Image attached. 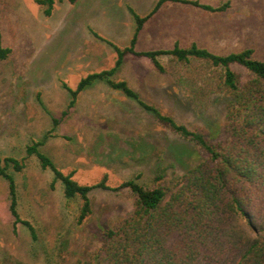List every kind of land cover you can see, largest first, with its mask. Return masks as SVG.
Instances as JSON below:
<instances>
[{
    "label": "rangeland",
    "instance_id": "1",
    "mask_svg": "<svg viewBox=\"0 0 264 264\" xmlns=\"http://www.w3.org/2000/svg\"><path fill=\"white\" fill-rule=\"evenodd\" d=\"M158 1L63 0L48 17L37 0H0L3 45L12 50L0 61V161L26 158L23 172L9 171L18 188L20 216L32 223L38 236L34 241L22 224L14 233L8 182L0 178V262L86 263L101 247L102 229L134 210L128 191L94 190L93 214L78 224L81 199L68 200L63 182L42 169L36 156L27 155L34 142L45 140L41 151L64 173L74 172V180L83 186L96 185L106 175L110 187L137 178L150 186L160 172L178 178L200 161L191 144L102 81L81 92L75 108L64 116L73 99L69 89L77 90L90 74L116 63L115 49L97 37L122 49L130 46L137 29L130 9L147 17ZM187 1L207 6L229 2L230 8L211 13L167 3L144 25L137 51L195 42L217 54L252 48L256 58L264 59V0ZM114 80L127 81L142 98L181 123L205 128L213 140L223 137L229 98L214 96L206 104L189 99L170 75L156 71L144 57L127 56Z\"/></svg>",
    "mask_w": 264,
    "mask_h": 264
},
{
    "label": "trees",
    "instance_id": "2",
    "mask_svg": "<svg viewBox=\"0 0 264 264\" xmlns=\"http://www.w3.org/2000/svg\"><path fill=\"white\" fill-rule=\"evenodd\" d=\"M58 2L63 0H37L48 17ZM170 2L211 13L230 8L229 2L207 6L198 1L159 0L147 17L130 9L137 21L130 46L122 49L95 35L115 49L116 63L109 70L90 74L75 91L64 84L73 97L64 116L75 108L81 92L102 81L122 91L159 125L191 144L200 161L178 178L160 172L150 186L137 178L110 187L107 175L96 185H80L73 178L74 172L64 173L41 151L45 140L29 145L27 155L36 156L42 169L51 170L55 181L63 182L68 200L81 199L80 225L93 214L92 191L126 190L134 198L132 214L104 227L101 247L88 262L80 264H264V59L256 58L252 48L217 54L195 42L187 47L176 44L170 50L137 51L144 25ZM11 53L3 45L0 18V61H6ZM127 56L147 58L156 71L170 75L189 99L206 104L214 96L229 98L223 137L213 140L205 128L181 123L142 98L127 81L114 80ZM26 166V158H5L0 161V178L8 182L14 233L22 224L37 241L35 227L20 216L18 188L9 171L13 168L20 173ZM0 264L14 263L5 260Z\"/></svg>",
    "mask_w": 264,
    "mask_h": 264
}]
</instances>
